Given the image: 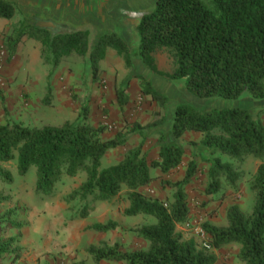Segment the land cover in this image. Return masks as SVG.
Segmentation results:
<instances>
[{
    "label": "trees",
    "instance_id": "16d2710c",
    "mask_svg": "<svg viewBox=\"0 0 264 264\" xmlns=\"http://www.w3.org/2000/svg\"><path fill=\"white\" fill-rule=\"evenodd\" d=\"M14 5L0 0V19L11 20ZM37 22V21H36ZM36 22L22 20L3 38V49L13 55L22 41L40 44V57L56 71L64 59L87 58L91 83L100 81V63L108 51L120 58L131 73L129 46L116 33L103 34L89 50V32L57 26L55 30L38 28ZM138 58L154 76L173 83H181L185 91L196 99L237 101L247 95L254 101L264 102V0H154L153 10L144 15L136 27ZM163 54L170 63L169 71L158 67L156 56ZM142 95L160 108L167 99L141 76L136 77ZM126 89L115 86L118 107L128 104ZM0 101L3 102L0 93ZM85 109L75 122L61 126L27 128L19 123L0 124V163L14 159L20 176L35 170L36 192L49 193L62 176L75 177L85 173L86 179L71 199L92 198L95 203L110 202L124 189L129 206L123 215L128 218L149 216L155 223L135 231L146 242L144 251L120 252L115 245L91 246L87 249L94 264L100 262L124 264H215L213 252L198 248L194 239H186L176 227L188 220L189 208L184 187L195 174L196 164L191 161L181 181L162 183L174 189L173 199L163 204L139 192L160 178L173 173L182 163L181 139L186 133L201 137L190 146L198 153H206L202 161L208 166L207 196L217 195L221 183L237 184L242 176L234 162L252 159L260 161L249 182L253 195L252 210L245 213L237 205L226 209V223L216 227L205 222L202 232L210 238V248L218 251L225 246H239L238 259L243 264H264V125L259 117L245 109L212 110L202 114L186 105L175 108L170 135L176 142H165L160 135L157 159L148 163L141 147L126 152L120 162L101 169V160L107 152L122 148L129 132L120 131L104 139V126L87 124ZM164 118L151 127L161 125ZM218 131L219 134L214 132ZM223 158L226 161H223ZM0 180L10 185L11 174L0 167ZM0 201H3L2 199ZM92 209L84 205L80 218ZM14 228L20 224L12 223ZM117 225L108 222L92 225L89 230L103 234ZM12 256L19 259L15 237L0 238V264Z\"/></svg>",
    "mask_w": 264,
    "mask_h": 264
},
{
    "label": "rangeland",
    "instance_id": "374dc122",
    "mask_svg": "<svg viewBox=\"0 0 264 264\" xmlns=\"http://www.w3.org/2000/svg\"><path fill=\"white\" fill-rule=\"evenodd\" d=\"M21 21L16 13L12 20H0L2 38ZM90 33L89 50L93 49L97 42ZM116 33L121 36L119 32ZM122 38L128 43L131 62L134 61L132 72L124 67L122 60L113 51H108L106 59L99 65L100 81L96 84L91 83L87 58L73 56L64 59L58 69L51 73L50 67L45 65L40 57V44L33 40L22 41L17 48L22 53L20 57L7 53L6 57L0 59V93L3 98V102L0 101V124L19 123L27 128L61 126L65 122H75L82 111L87 109L85 122L92 126H104V139H110L122 130L129 132L124 147L106 153L101 160V169L117 164L126 152L137 147H141L148 163L156 160L159 146L162 144L160 135H167L165 142H176L170 135V126L173 112L179 105L189 106L202 114L212 110L245 109L257 115L264 125V102L254 101L247 95L237 101L196 99L185 91L181 83L158 78L140 63L136 29L131 30L129 37ZM156 59L160 70H170L171 66L165 55L158 54ZM137 63L147 71L148 77L139 73ZM78 75L82 86L75 82L79 79ZM137 76L147 80L154 90L167 99L164 108L142 95ZM52 79L66 89L65 97L50 90L54 84ZM115 86L126 89L128 104L123 108L118 107L115 101ZM162 118L164 122L161 125L151 127ZM156 128H160L161 132L152 133ZM214 133L219 134L218 131ZM200 139L201 137L194 133L183 136L180 167L168 176H161L159 171H153L152 176L160 178L139 192L163 204L170 203L174 189L162 183L181 181L188 164L194 161L195 174L184 187L189 208L188 220L178 225L176 231L186 239H194L197 247L204 249L203 245L210 244L211 241L207 235L201 237L199 234L203 223L209 222L216 227L224 226L226 209L232 205H237L245 213L251 212L253 195L249 190V182L261 162L252 159L243 163L234 162V166L242 173L239 182L232 187L222 182L217 195L207 196L205 189L208 182V166L202 158H208V155L195 152L190 146V143H198ZM223 161L226 159L223 158ZM262 163L264 164V160ZM0 167L8 171L13 179L10 185L0 180V200H3L0 201V238L15 237L19 249V259L12 263L13 257L9 256L6 264H94L87 254V249L100 244L109 247L116 245L120 252L147 249L148 244L139 239L135 231L141 226L154 224L155 221L144 215L132 218L123 215L129 206L125 189L110 202L95 203L92 198L81 201L70 197L85 181V173H79L72 178L62 176L51 192L38 193L35 190V170L31 169L26 175L20 176L15 153L12 161L0 163ZM85 204L92 211L86 218L81 219L80 211ZM108 222L115 223L117 228L103 234L89 230L92 225H104ZM12 223L20 224L21 227L16 229ZM210 252L216 256L215 264H243L238 259L239 246L236 244Z\"/></svg>",
    "mask_w": 264,
    "mask_h": 264
},
{
    "label": "crops",
    "instance_id": "0c3cea01",
    "mask_svg": "<svg viewBox=\"0 0 264 264\" xmlns=\"http://www.w3.org/2000/svg\"><path fill=\"white\" fill-rule=\"evenodd\" d=\"M14 5L15 13L20 20L32 22H50L55 26L71 29H84L96 40L103 34L119 32L122 37H129L131 30H135L141 18L149 14L154 6V0H2ZM14 17V16H13ZM13 19V18H12ZM11 19V20H12ZM3 20V19H0ZM6 21V20H4ZM8 21V20H7ZM117 34V33H116ZM95 40V41H96ZM126 43L127 41L124 40ZM128 45V43H127ZM23 46V45H22ZM20 48V47H19ZM130 50V49H129ZM20 49L15 56H21ZM7 56L3 49V38L0 29V59ZM134 63V61H132ZM136 63V62H135ZM143 77H148L142 65H136ZM159 67V65H158ZM78 75L77 77H79ZM153 78V77H152ZM50 90L56 95H64L66 89L52 79ZM76 84L82 86L81 79ZM153 84V80L150 79ZM160 84V83H159ZM80 91V89L78 90ZM101 102V101H100ZM102 103V102H101ZM156 128L152 133H160ZM190 134V133H188ZM187 136V133L184 137Z\"/></svg>",
    "mask_w": 264,
    "mask_h": 264
},
{
    "label": "water",
    "instance_id": "95a60500",
    "mask_svg": "<svg viewBox=\"0 0 264 264\" xmlns=\"http://www.w3.org/2000/svg\"><path fill=\"white\" fill-rule=\"evenodd\" d=\"M35 26L43 29H50V30L56 29V26L50 22H38L35 24Z\"/></svg>",
    "mask_w": 264,
    "mask_h": 264
},
{
    "label": "built area",
    "instance_id": "2783aa9c",
    "mask_svg": "<svg viewBox=\"0 0 264 264\" xmlns=\"http://www.w3.org/2000/svg\"><path fill=\"white\" fill-rule=\"evenodd\" d=\"M199 234H200L201 237H205V235H204V233L202 231H200ZM203 247L206 250L212 251V249L210 248L209 244H204Z\"/></svg>",
    "mask_w": 264,
    "mask_h": 264
}]
</instances>
